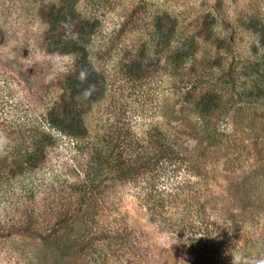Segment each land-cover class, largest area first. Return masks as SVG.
I'll return each instance as SVG.
<instances>
[{
  "label": "trees",
  "instance_id": "trees-1",
  "mask_svg": "<svg viewBox=\"0 0 264 264\" xmlns=\"http://www.w3.org/2000/svg\"><path fill=\"white\" fill-rule=\"evenodd\" d=\"M38 12L47 51L69 60L41 92L22 86L11 96L20 80L0 76V133L9 141L0 152V201L13 208L0 225L8 235L34 225L52 264L73 249L94 264H140L130 251L135 234L119 218L98 230L88 223L103 199L126 189L149 222L172 232L190 264L264 257L221 237L203 199L209 158L201 146L264 129V0H42ZM68 31L78 40L66 39ZM81 68L89 72L84 82ZM180 106L194 110L197 126H179ZM58 132L71 163L47 158ZM247 147L239 142L227 165H239ZM253 221L245 210L224 222V233ZM87 226L95 235L83 245ZM111 241H118L112 251Z\"/></svg>",
  "mask_w": 264,
  "mask_h": 264
},
{
  "label": "rangeland",
  "instance_id": "rangeland-1",
  "mask_svg": "<svg viewBox=\"0 0 264 264\" xmlns=\"http://www.w3.org/2000/svg\"><path fill=\"white\" fill-rule=\"evenodd\" d=\"M41 2L42 0H0V76L7 74L20 80L12 83L11 96L14 97L21 95L22 86H26L28 93L32 90L41 92L58 67L69 60V56L65 54L48 52L43 43V32L47 24L38 12ZM202 57V50L195 55L196 59ZM33 106L37 112V108L41 110L40 105L38 107L35 103ZM178 115L180 127L198 125V118L190 106H180ZM55 135L56 141L48 149V160L71 163L69 157L73 154L69 152L68 138L59 132ZM233 136L224 137L222 142L216 144L203 140L201 146L209 158L205 168L207 189L203 199L212 219H216V223L220 224L218 226L224 242H238L250 252L262 251L264 129L244 128L238 133V141H234ZM242 141H245L248 147L242 151L239 165H227V157L238 154L237 145ZM64 169L69 175L72 174L71 165H65ZM116 194L113 202L111 199H103V206L99 208L93 221L88 222L91 227L98 230L106 219L115 216L121 220V225L133 230L135 239L131 241L134 244L130 251L134 258L141 261L140 264H190L182 251L181 243L172 237V232L169 229H159L155 222L148 221L146 209L137 197L126 189L117 190ZM67 198L60 199L66 202ZM8 205V202L0 201V220L3 217L6 220L12 212L13 208ZM245 210H252L255 219L253 225H240L239 229L232 225L230 231H234L233 235L224 233V222L229 223L233 216L241 218ZM32 228H35L32 224L24 228L28 230V234L19 232L9 236L6 231L8 228L3 229L0 225V264H52L51 255L49 257L44 253L45 249L41 250L40 242L31 235ZM82 233L84 240L81 243L90 244V235H95L90 232V226L82 229ZM117 246L118 241H111L110 251L115 250ZM62 262L94 264L91 256L77 255L74 249L65 251ZM100 264L115 262L111 259L108 263Z\"/></svg>",
  "mask_w": 264,
  "mask_h": 264
},
{
  "label": "clouds",
  "instance_id": "clouds-1",
  "mask_svg": "<svg viewBox=\"0 0 264 264\" xmlns=\"http://www.w3.org/2000/svg\"><path fill=\"white\" fill-rule=\"evenodd\" d=\"M65 38L66 39H71V40H78L79 34L74 32V31H68L65 33ZM89 75L88 69L87 68H81L79 70L77 79L81 82H84L87 80ZM95 85L90 84L88 88H85L80 95L84 98L87 99L92 95V91L94 90ZM9 141L6 135L3 133H0V152H3L5 147L8 145ZM232 264H264V257H252V258H242L240 255H232Z\"/></svg>",
  "mask_w": 264,
  "mask_h": 264
}]
</instances>
